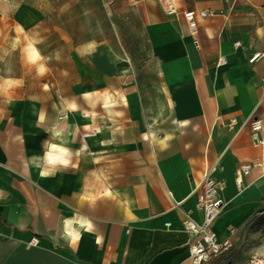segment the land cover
<instances>
[{"label":"crops","instance_id":"crops-1","mask_svg":"<svg viewBox=\"0 0 264 264\" xmlns=\"http://www.w3.org/2000/svg\"><path fill=\"white\" fill-rule=\"evenodd\" d=\"M111 2L0 0V264H192L213 165L230 246L209 264L263 253L264 171L235 172L264 160V0H175L215 13L194 35L157 0H123V21Z\"/></svg>","mask_w":264,"mask_h":264},{"label":"built area","instance_id":"built-area-1","mask_svg":"<svg viewBox=\"0 0 264 264\" xmlns=\"http://www.w3.org/2000/svg\"><path fill=\"white\" fill-rule=\"evenodd\" d=\"M164 12L168 16L181 15L187 24L188 30L191 34H195L198 27V21L207 17L213 16V11H179L176 7L175 0H157ZM235 45H238L236 43ZM259 57L254 55L250 61L253 62ZM251 141L253 146L264 148V123L258 119L253 118L250 121ZM253 166L260 167L264 171V160L257 163H250L243 165L235 172V181L238 189H242L243 178L248 175ZM217 170V166L208 167L202 174L197 187V197L195 208L202 213V221L198 223L187 215L183 222L184 227L188 233L195 237V242L188 248L189 257L192 264H209L211 259L219 257L223 252L227 251L229 244L223 242L221 244L216 242L215 234L210 230L214 220L220 215L222 208V200L219 193L223 187V181L216 179L213 175ZM32 245L36 244V239L30 242ZM241 264H264V252L252 253Z\"/></svg>","mask_w":264,"mask_h":264},{"label":"rangeland","instance_id":"rangeland-1","mask_svg":"<svg viewBox=\"0 0 264 264\" xmlns=\"http://www.w3.org/2000/svg\"><path fill=\"white\" fill-rule=\"evenodd\" d=\"M123 0H112L111 4L109 5H105V7H109L110 10H112L114 13H116L117 15H119V18L121 21H123V17H124V12L126 9L123 10ZM127 8V7H126ZM104 13V10L102 8L101 5V14ZM100 14V17H102V15ZM125 23L126 25V31L129 33H127L130 36V32H132V30H135L138 32L139 28H138V23L135 20V15L132 13H128L126 11V18H125ZM254 221H253V228H254V232L257 235L254 240L253 243L256 245H264V211L257 213V215L254 216ZM264 252V249H263Z\"/></svg>","mask_w":264,"mask_h":264}]
</instances>
